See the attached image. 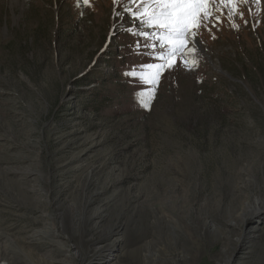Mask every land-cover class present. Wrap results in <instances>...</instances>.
Wrapping results in <instances>:
<instances>
[{
    "label": "rangeland",
    "instance_id": "374dc122",
    "mask_svg": "<svg viewBox=\"0 0 264 264\" xmlns=\"http://www.w3.org/2000/svg\"><path fill=\"white\" fill-rule=\"evenodd\" d=\"M138 5L141 0H0L1 229L16 232L12 188L21 184L39 190L44 214L71 250L67 237L78 234L80 208L68 205L64 189L93 177L90 193L102 183L109 187L92 208L109 199L129 208L118 238L156 233L140 221L166 215L161 193H169L166 183H183L181 167L189 159V192H197L192 208L222 184L212 198L222 203L221 231L191 220L199 244L190 264H264V0L239 5V30L227 9L216 13L223 21L217 27H200L197 47L188 46L194 56L175 58L148 107L137 94L150 86L130 73L162 63L153 54L161 49L133 34L155 31L140 28L125 11ZM193 58L198 66L185 67ZM256 199L262 203L257 214L236 222ZM175 236L185 251L187 236ZM120 253L113 248L109 257Z\"/></svg>",
    "mask_w": 264,
    "mask_h": 264
},
{
    "label": "bare ground",
    "instance_id": "6f19581e",
    "mask_svg": "<svg viewBox=\"0 0 264 264\" xmlns=\"http://www.w3.org/2000/svg\"><path fill=\"white\" fill-rule=\"evenodd\" d=\"M193 43L194 46L197 45V42L193 41ZM189 162V159H186L181 167V173L184 178L183 183L180 186L166 183V190L169 193H161V196L163 195V205L166 206L163 209L166 215L152 214V222L146 216L140 221L146 228L158 231L151 234L147 232L126 234L125 232L121 238H118L117 235L123 232L126 227L124 220L127 218L129 208L123 203L113 205L110 199L106 200L98 208L94 209L91 207L100 201V197L109 187L107 183H102L99 188H96V192L92 193L89 192V187L95 183L93 177L86 179L84 184L78 185L71 191L68 189L69 186H66L64 191L69 192L66 198L68 205L80 208L79 213H77L78 234H72V236L67 237L75 245L71 250L67 248L68 242L66 239L57 233L58 231L55 229L52 218L50 219L46 213L44 214L45 207L43 202L41 199L36 198V195L40 194L39 190L35 191L33 188L24 187L21 184L15 185V189L12 188L15 195L11 203L16 206L17 212H19V214L14 215L16 225L13 229H16V232L9 234L2 230L1 227L5 223L0 221V264L192 263L197 256H193L192 249L198 247L199 239L195 237L197 232L190 227L191 220L203 223L205 231L208 230L213 233L221 231L220 226H218L219 223L216 222L218 221L216 214L220 212L222 203L218 198L213 201L212 198L215 194L217 195L218 186L222 184L220 182V184L216 183L217 189H212L211 197L208 196L204 201L202 200V204L192 208L191 202L197 192L196 190L195 192H189V183L187 181L192 178ZM223 185H225L224 181ZM218 195L220 196V193ZM233 201L237 203L239 198L236 197ZM261 205L262 203L258 199L251 201L242 210L240 217L235 218L236 222L240 224L244 219L249 218L250 214H257ZM113 206L117 208L116 212L110 213V209ZM136 211H132V214L134 215ZM230 211L227 213L232 216L234 212ZM208 219L209 222H206ZM129 220L132 219L130 218ZM105 221L108 222V225L106 229H103L102 226ZM61 233L64 234V231ZM181 234L187 236L188 247L185 251H180L176 241L178 238L175 235L180 236ZM147 236H149V241L145 242L146 244H141L144 237ZM78 238H80V241ZM106 239L111 241L105 243ZM77 241L80 242L79 246ZM90 244H95V246L91 247ZM113 248H119L121 253L115 258H110V252ZM187 255H189V259L185 258Z\"/></svg>",
    "mask_w": 264,
    "mask_h": 264
},
{
    "label": "snow or ice",
    "instance_id": "6c2138e0",
    "mask_svg": "<svg viewBox=\"0 0 264 264\" xmlns=\"http://www.w3.org/2000/svg\"><path fill=\"white\" fill-rule=\"evenodd\" d=\"M87 4L89 0H78V4ZM119 3L120 0H114ZM136 3V0H132ZM249 0H141L142 7L135 10L130 7L125 11L130 12L135 20H138L140 28L155 29V31H134V35L142 36L154 43L145 45L148 48L161 49L153 53L162 63L147 64L141 67L139 72L130 75L138 79L150 88L137 94L138 101L143 107H148L154 97L159 80L164 71L175 67L176 57L194 56L195 47H188L193 43L200 27H207L212 23L217 27L223 21L224 9H227V18L231 27L239 30L240 25L235 23V17L243 19V13L239 5L247 4ZM259 3V0H256ZM220 12L221 15H216ZM213 20L215 23H213ZM248 21L245 20L247 25ZM256 25H253L255 27ZM210 30V29H209ZM140 45L137 44V47ZM187 47V52L185 51ZM173 62H169V61ZM184 66L192 69L198 66L195 58L184 60Z\"/></svg>",
    "mask_w": 264,
    "mask_h": 264
}]
</instances>
